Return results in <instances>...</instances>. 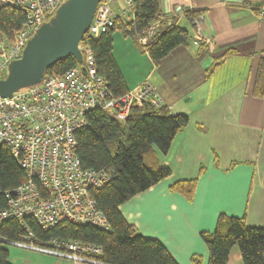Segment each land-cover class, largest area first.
<instances>
[{
  "label": "crops",
  "instance_id": "obj_1",
  "mask_svg": "<svg viewBox=\"0 0 264 264\" xmlns=\"http://www.w3.org/2000/svg\"><path fill=\"white\" fill-rule=\"evenodd\" d=\"M245 1L264 0H158L162 19L190 33L189 44L159 66L132 38L114 34V59L128 89L148 81L162 105L189 117L166 154L154 149L171 175L120 206L130 224L160 240L180 264H192L194 255L207 264L201 234L213 233L222 214L244 217L249 226L264 225V98L253 94L264 20ZM123 7L121 1L113 5L118 16H124ZM198 10L206 11L194 28L185 14ZM198 36L203 49L194 44ZM231 48L236 54L212 70L215 57ZM194 178L192 201L170 191L176 181ZM227 264H244L238 246Z\"/></svg>",
  "mask_w": 264,
  "mask_h": 264
},
{
  "label": "trees",
  "instance_id": "obj_2",
  "mask_svg": "<svg viewBox=\"0 0 264 264\" xmlns=\"http://www.w3.org/2000/svg\"><path fill=\"white\" fill-rule=\"evenodd\" d=\"M133 1L132 14L117 16L114 25L98 38L86 34L81 42L92 52L98 73L106 80L113 97H121L129 91L113 55L116 32L132 38L149 54L156 66L190 41L188 29L162 19L158 0ZM244 4L258 12L259 6L249 1ZM205 11H188L185 16L196 28V21ZM128 17L132 18L128 20ZM153 21H160L157 33L147 43L141 44L140 36ZM26 22L23 11L10 4L2 5L0 0V41L5 38L12 42ZM198 47L203 49L205 44L202 42ZM236 52L237 49L231 48L216 56L212 70ZM78 65L75 57L70 56L51 66L46 75L62 76ZM253 94L256 98H264V51L261 53ZM188 123V115L173 114L168 106L157 107L151 103L134 105L125 121H119L103 111L89 112L87 124L75 133L76 153L84 169L113 171V178L107 185L92 191L109 229L61 221L52 229L44 230L32 218H27L33 236L42 243L56 238L98 246L101 253L93 256L103 264H180L160 240L144 236L130 224L120 206L171 175V169L160 161L154 149L166 154L176 135ZM25 180V170L10 148L0 143V207L7 206L3 192L18 187ZM197 185L198 178L178 180L170 186V191L192 201ZM25 235L26 232L15 220H6L0 227V236L10 241H19ZM201 237L209 252L207 264H227L234 246H238L244 264H264V225L249 226L244 217L222 214L214 232H203ZM191 262L204 264V257L194 255ZM0 264H12L10 250L1 242Z\"/></svg>",
  "mask_w": 264,
  "mask_h": 264
},
{
  "label": "built area",
  "instance_id": "obj_3",
  "mask_svg": "<svg viewBox=\"0 0 264 264\" xmlns=\"http://www.w3.org/2000/svg\"><path fill=\"white\" fill-rule=\"evenodd\" d=\"M66 1L1 0L2 5L10 4L23 11L27 22L12 42L5 38L0 41V79L8 74L9 64L21 58L37 29L50 21ZM116 1L124 4V16L132 14L133 0H103L87 34L98 38L114 25L118 15L112 5ZM256 14L264 20V1ZM159 26L160 21H153L139 41L147 43ZM201 43L198 36L194 44ZM80 49L84 56L82 64L62 76L45 75L40 83L19 90L12 97L0 98V143L10 148L26 173L21 185L3 192L7 206L0 207V227L6 220H15L26 235L19 241L0 236V242L67 257L74 264H103L93 258V254L101 253L98 246L56 238L46 243L37 241L26 219L32 218L44 230L52 229L61 221L109 229L92 191L107 185L113 178V171L84 169L76 153L75 133L87 124V114L93 110L125 121L134 105L151 103L160 107L163 103L148 81L121 97H113L106 80L98 73L90 49L82 45Z\"/></svg>",
  "mask_w": 264,
  "mask_h": 264
},
{
  "label": "water",
  "instance_id": "obj_4",
  "mask_svg": "<svg viewBox=\"0 0 264 264\" xmlns=\"http://www.w3.org/2000/svg\"><path fill=\"white\" fill-rule=\"evenodd\" d=\"M102 1L64 2L27 42L21 58L9 64L7 76L0 79V98L12 97L15 92L40 83L51 66L70 56L82 64L80 45ZM253 4L260 6L261 2ZM82 71L86 72L85 67Z\"/></svg>",
  "mask_w": 264,
  "mask_h": 264
},
{
  "label": "rangeland",
  "instance_id": "obj_5",
  "mask_svg": "<svg viewBox=\"0 0 264 264\" xmlns=\"http://www.w3.org/2000/svg\"><path fill=\"white\" fill-rule=\"evenodd\" d=\"M115 3H113V5ZM113 5H112V9L114 11ZM127 15H129V14H127ZM127 15H125V16H127ZM118 36L122 37L120 34H118ZM119 50H120V53H121L122 50H121L120 47H119ZM140 51H141L142 55H146V52H144L141 48H140ZM6 246L10 250V258H11V261H12L13 264H55V263L56 264H59V263L60 264H71L67 260H69V261L71 260L74 263V261L72 259H69L67 257H61L63 259H58V258H55L54 256L33 252L32 250L30 251L29 249L25 250L27 248H21V247H17V246L10 245V244H8ZM94 259L98 260L96 258H94ZM88 264H101V263L88 262Z\"/></svg>",
  "mask_w": 264,
  "mask_h": 264
}]
</instances>
